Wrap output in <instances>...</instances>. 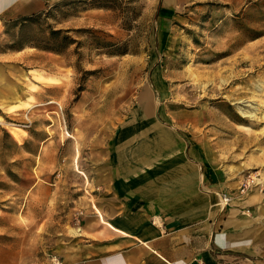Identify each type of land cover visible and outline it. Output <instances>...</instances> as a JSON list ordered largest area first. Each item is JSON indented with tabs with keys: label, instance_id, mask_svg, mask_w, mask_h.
<instances>
[{
	"label": "rangeland",
	"instance_id": "374dc122",
	"mask_svg": "<svg viewBox=\"0 0 264 264\" xmlns=\"http://www.w3.org/2000/svg\"><path fill=\"white\" fill-rule=\"evenodd\" d=\"M22 3L0 13V264H72L110 140L147 120L202 149L264 255V0Z\"/></svg>",
	"mask_w": 264,
	"mask_h": 264
},
{
	"label": "crops",
	"instance_id": "0c3cea01",
	"mask_svg": "<svg viewBox=\"0 0 264 264\" xmlns=\"http://www.w3.org/2000/svg\"><path fill=\"white\" fill-rule=\"evenodd\" d=\"M23 4L0 0V13ZM144 122L142 134L129 124L110 140L101 189L89 197L88 242L72 264H264L251 219L221 205L223 183L202 149Z\"/></svg>",
	"mask_w": 264,
	"mask_h": 264
}]
</instances>
